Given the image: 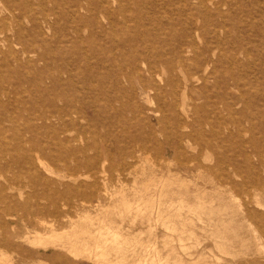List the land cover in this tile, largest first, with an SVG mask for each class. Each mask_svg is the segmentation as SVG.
Wrapping results in <instances>:
<instances>
[{
    "label": "rangeland",
    "instance_id": "374dc122",
    "mask_svg": "<svg viewBox=\"0 0 264 264\" xmlns=\"http://www.w3.org/2000/svg\"><path fill=\"white\" fill-rule=\"evenodd\" d=\"M113 1L108 0V4L111 9L115 10L118 6L117 3L124 0ZM133 1H136L135 4L127 5L123 8L121 14L110 15V18L116 20L120 26L123 25V28L113 27L112 23L109 24L106 18L107 14L102 12L101 9L100 12L99 9H95L93 3H91L94 6H92L94 8L92 12H96L104 19L98 17V23L92 21L90 12L83 4L77 11V18L76 12L74 13V22L71 19L67 20L64 13L60 12V10H66H63L62 7L61 9L56 8V12L62 17L54 19V16L51 15V27L47 28L46 25L42 24L40 29L42 33L38 32L39 35L32 30V23L28 17H21L19 22L24 27L23 35L18 37L15 34L5 43H8L10 51L21 61L26 59L35 60L36 57H50L47 60L48 65L52 62L64 65V63L74 62L72 60L76 57H93L92 59L96 57H136L135 55L143 49L144 45L133 43L134 41H131L132 44L123 43L119 38L121 35L135 33L138 20L146 24L148 32H156L162 35L155 46L158 49L161 46L165 48L160 49L163 51L164 57L172 56L169 52H171L173 46L178 45V36L189 30L193 34L192 39L195 36V39L192 40L195 48H187L188 51L183 55L190 58L203 57L202 61L207 60L209 62L208 68L205 73L198 72V75H200L198 80L193 79L189 82L184 95L181 94L183 90H177L171 96L167 92V87L166 92H163V96L166 100L175 98L174 100L180 102H182V96H185L184 105L188 110L196 109V115L208 119L212 123L221 120L220 122H224L226 127H214L212 134L218 139L212 141L213 147L211 149H204L203 147L200 150L197 146H184L181 152L182 156L180 153L168 154L166 161L173 163L172 165H165V162H162L161 155L155 148L150 146L148 154L157 161L153 171L146 162L135 164L136 159L132 161L135 168H129L130 171L133 169L131 172H134L137 168L135 170L136 174H134L135 172L127 173L129 169L118 172L115 168L109 167L107 161H105L103 170H100V166L92 169H85L82 166L74 167L71 156L67 159L70 168L66 171L63 166L65 158L59 156L56 150L53 152L54 158L49 157V149L44 145L46 140H44V135L41 136L39 141L37 140L40 148L33 147L30 142H22L21 151L15 152L11 149L16 142L15 134L10 130V123L2 119L7 114H15L17 109L23 107V104L19 101L20 98L11 93L8 99L12 101V104L7 107H0V126L4 128L0 131V140L3 146H9L10 148L9 151L0 152V167H2L0 190L14 195L19 191L22 193V197H19L18 200L22 202L23 197L28 194H40L44 189L43 183L30 181L28 177L30 175L27 173L28 164L21 163L22 165L17 166L13 162L14 156L18 153V155L30 157L31 160H35L39 156L45 168L47 167L49 170L45 172L44 168L32 163L30 172L39 174L43 180H45L44 178L50 179L53 182L50 186L55 185L60 191L69 187L75 192L70 197L57 201L60 208L57 215L44 212L38 214V216L29 215L24 217L21 216L23 211L18 210L14 212V223L10 227L5 224L2 226V231L7 230L10 237L11 232L27 235L28 241L31 243L25 242L22 238L16 241L28 249L39 251L38 254H32L31 260H28L25 264H219V262L213 260L212 255L214 254L215 256L222 255V259H225L220 264H232L229 255L222 254L221 251L218 252L214 244V240L217 241L218 238L210 236L212 226L207 225V229H203L205 223H209V219H214V223L218 224L219 220L217 219L220 218L230 223L229 228L223 234L233 238L236 244L234 249L240 252L234 259L255 257L256 253H253V255H250V253L256 252V247H261L264 250V229L257 227L258 223L256 221H252L244 215V202H246L247 194L252 199L253 197L259 199L264 204V0H205L206 10L202 9L203 11L199 8V4L195 3L196 0H181L182 2L180 0ZM30 2L38 10L44 8L47 11L53 6L50 0H30ZM184 2H187L186 7H184ZM37 4L40 6H37ZM16 13L17 11L14 15H17ZM126 27H129L128 31ZM5 32L8 35L11 34V31L8 33L6 30ZM195 32L196 34H194ZM0 34L5 33L1 32ZM7 50L8 47L0 50V88L11 89L12 82L9 81V76L15 78L17 74L12 72L16 66L13 60L9 58L11 56H6L8 54ZM3 60H6L9 66H6ZM121 60L123 68L119 72H126L124 59ZM94 63L96 64V61ZM105 65L109 70L107 71L109 94L114 93L113 95L116 94V96H122V98L119 99L120 101H114L113 108L105 109V111L108 110L106 115L109 117V121H103V116L99 119H92V113L87 110L84 116L79 118L80 121L74 117L72 124L68 122L67 126L71 129L67 131L69 133H66L70 140L69 144L86 151L84 154L82 152L77 153L76 157L79 159L97 155L102 161L106 156V150L101 144H103L104 139L106 142H111L109 137H105V132L108 130L114 129L117 132L122 145L124 141L135 136H149L158 127L156 125V110L159 102L156 98V92L148 90L144 95L135 93L134 96L130 97V87L134 86V91H137V74H133L131 82L125 79L115 82L112 74L120 66L114 67V64L110 63ZM41 67L42 62L38 61L36 68ZM161 71H163L164 74L162 75L165 78L167 75L166 69H161ZM176 75L179 77L177 73L173 72L175 78ZM24 87H26V84H24ZM21 96L23 100H29L27 95L21 94ZM6 99L7 97L0 93V101ZM113 113L114 117H112ZM86 126L93 128L95 133L89 134L84 131ZM205 127L206 130H210L208 125H205ZM126 130L128 131L124 132ZM76 134H78V137ZM221 137H223V141H220ZM256 150L260 151L263 156L262 166L254 154ZM246 157L247 159H245ZM218 158L225 159V163L222 162L216 165L217 160L215 161V159ZM118 159L116 154L112 158L114 162ZM159 160L160 162H158ZM184 164H186V168H184ZM143 165L146 167L145 170L147 169L145 172L148 176L142 180L143 182L138 181L140 184H134L132 182L133 177L137 174L141 176L140 172ZM167 167H170L171 171ZM209 167L214 169V173L226 174L227 177H224L223 180L218 179L215 174L208 170ZM165 168H167L166 171ZM190 170L191 172H189ZM64 172L76 173L73 176L75 180L67 176L63 177ZM15 175H19V177L14 178ZM149 175L154 177V182H149ZM166 176L178 180L179 183H168L161 187L155 182L160 178H166ZM183 177H186V181ZM91 180L97 182L95 189H89L86 186ZM180 182L183 185H179ZM233 184H235L234 187ZM196 185L207 193L196 197ZM146 187L148 188L145 189ZM134 188L139 194L134 195L131 192ZM153 188L157 190L155 191ZM96 190L100 193L99 197L94 192ZM146 190L149 191L146 193ZM157 191L161 193L163 191L160 197L150 198L147 196ZM111 195L112 199H110ZM139 197L147 201L152 199L150 204L156 203L157 205L160 201L162 204H158L161 205L162 217L158 218L159 216H156V214L151 215V205L149 204L146 209L138 212L134 211ZM210 200H212V209L209 208ZM37 204L45 206L48 205V201L41 197L35 200L33 197L29 205L35 207ZM129 206L130 208H128ZM248 206L256 207L254 202L249 203ZM143 207L144 205L141 206V208ZM0 211L8 213L10 209L0 201ZM85 215L89 218L84 219ZM102 222L118 227L117 232L120 240L125 241L122 245L120 244L125 248L119 254L120 260L115 259L112 253L108 256L97 257L94 254L97 250H92V255L88 257L86 251L81 249H78L75 255L74 252L56 249L50 243L43 245L31 241L38 232L37 235L47 232V228L44 227L49 225L55 228L57 233L64 235L72 233L74 224H78L76 230H74L76 232L81 228L94 230ZM24 224L29 226L28 230L24 228ZM80 224L85 227H80ZM13 225H15V228H13ZM166 225L174 226L173 230L166 228ZM1 254L8 257L13 255V263L21 264L18 253H14L13 250H9L2 245H0ZM256 257L264 263V251H261ZM102 259L105 260L102 261Z\"/></svg>",
    "mask_w": 264,
    "mask_h": 264
},
{
    "label": "bare ground",
    "instance_id": "6f19581e",
    "mask_svg": "<svg viewBox=\"0 0 264 264\" xmlns=\"http://www.w3.org/2000/svg\"><path fill=\"white\" fill-rule=\"evenodd\" d=\"M50 1L53 3V6L51 7V9L46 11L44 8H41L40 10L35 9V7L32 6L30 0H0V33L1 32L5 33L3 35L0 34V50L1 48L8 47V50H7L8 54L6 56H11L9 58L13 60V63L16 66L14 69L12 68L13 70L12 69L11 70L12 72L17 74L15 78L9 76V81L12 82L11 89H7L4 87L0 88V93L7 97L5 101H0V107H7L12 104V101L8 99L11 93L13 95H17L16 97L17 98L19 97L20 98L19 101L23 104V107H20L19 109H17V111H15V114L14 113L7 114L2 119L10 123L9 124L10 130H12V132H14L15 134L16 142H15V145L12 146L11 148L13 151L14 150L15 152L21 151L22 142H30L33 147L40 148L37 140L39 141L41 136L44 135V140L46 139L44 145L45 147L49 149V157L53 159L54 158L53 152L54 150H56L59 156H61L62 158H65L63 166H64V169H66V171H68L70 168V164L69 162H67V159L69 156H71L74 161V167L82 166L85 169L86 168L92 169L95 167L99 168L100 166L101 168L100 170H103L102 168L104 167L106 163L105 161H107L109 167L115 168L118 172H124L126 169H129V168L131 169V167L132 168L134 167L132 163L133 159H136L135 164L137 162H140V163L146 162L149 168H152V171H153L154 166L157 165L156 164L157 161L153 159L154 157L148 154V150L150 146L155 148L157 152L161 155V157L163 158L162 162H165V165L173 164V163L166 161L167 155L170 153H175V154L180 153L181 155V152L184 146H189V147L197 146L200 148V150L203 149V147L204 149L205 148L211 149V147H213L212 141L218 138L216 136H213L212 130L214 129V127L224 128L226 127V124L224 122H220L221 120H216V123L218 124H216L215 122L212 123V121H209L208 119H205V118H202L196 115V111H197L196 109L188 110L184 105L185 96H182L183 97L182 102H180L179 100L178 101L174 100L175 98L166 100L163 96V92H166L167 87H168L167 92L171 96H173L174 93L177 92V90H181V91L183 90L181 94L184 95L185 90H187L189 82H191L193 79L198 80V78H200V75H198V72L201 71L202 73H205L208 68L209 62L207 60L202 61L204 59L203 57L195 56V57L190 58V57H184L183 55V53L188 51L187 48L188 49L195 48V45L192 41L193 39H195L194 38L195 36L192 39L191 36L193 34L191 31L187 30L184 34L178 36L177 38L178 39L177 41L179 42L178 45L173 46L171 49V52H169L172 54L171 57L163 56V51L160 50L162 46L160 49H158L157 46H155V44H157L158 40L161 38L162 35L156 32H148L146 24L138 20L137 26L135 28L136 30L135 33L121 35L119 38V40H121V42L123 43L132 44L131 41H134L133 43L135 42L138 44L142 43L144 45L143 49L137 55H135L136 57H96L95 59H92L93 57H79V58L76 57L74 60H72L74 62H71L68 64L64 63V65L58 62H54V63L52 62L50 63V65H48L47 60L50 57H36L35 60L26 59L25 61H21L20 59L15 57L13 53L10 51L8 43H5L11 38V36H14L15 34L18 37L23 35L24 27L19 22L21 17L27 16L28 19L32 23V30L39 35L38 32H40V34L42 33L40 30L42 24L46 25L47 28L51 27V19H50L51 15L54 16V19H58L62 17L60 14L56 12V8L61 9L62 7L63 10H66V11L60 10V12L64 13L65 18L67 20L71 19V21L74 22V19H75L74 13L76 12V18H77L78 9L81 8L83 4H85L86 9L90 12V18L92 21H96V23H98L97 18L98 17L101 18V16L98 15L96 12H92L94 9L93 7L95 6V9L96 8L97 10L99 9L98 10L99 12L101 9L102 12L107 14L106 18L108 19L109 24L112 23L113 27L123 28L124 26L123 25L120 26L116 20L110 18V15H116L117 13L121 14V11L123 10V8H125L127 5H130V4L134 5L136 2L133 0H124L120 3H117L118 4L117 8L113 10L111 9V6L108 4V0H50ZM196 2L199 4V8L201 10L206 8L205 0H196L195 3ZM91 3H93L94 6L91 5ZM186 3L187 2H184V7H186ZM37 6H40V5L37 4ZM196 8H197V5H196ZM218 8H219V5H218ZM15 11H17L16 13L17 15H14ZM101 19H104V17ZM70 27H71V24H70ZM6 30L8 31V33L9 31H11V34L8 35L5 32ZM128 30H129V27L127 28V31ZM194 34H196V32ZM162 49H165V48L163 47ZM0 54H1V51H0ZM3 56L5 55L3 54ZM121 59H124V66L126 67V70H127L126 72H123V71L119 72L120 69L123 68L120 62L122 61ZM38 61L42 62V67L39 69L36 68ZM93 61L94 62L96 61V64ZM3 62L5 63L6 66H9V63L6 60H3ZM106 63L114 64L113 65L114 67L120 66L118 70L112 74L114 75L113 79H115L114 80L115 82H118L120 79L129 80L131 82L133 78V74L134 73L137 74V77H138L137 91H134V88H133L134 86L132 85L133 87H130L131 88L130 97L134 96L135 93H137L138 95H144L147 93L148 90H151V91L153 90L154 92H156L157 94L156 98L159 102V106L156 110V114H157V117H156L157 124L156 125H158V127L156 131L155 130L152 131L153 133L151 135L143 136V137L135 136L134 138H131L130 140L124 141L122 145L118 138L117 132L114 129L108 130L107 132H105V137L106 136L109 137L111 139V142H106L104 139V141L102 142L103 144H101L106 150L105 158H103V160L100 161L99 156L93 155V156H86L82 159H79L76 157L77 153L82 152V154H84L86 151L85 149L84 150L79 149L69 144L70 140L66 133H69L67 131L71 129H69V127L67 126L68 122L72 124L74 117L78 119L80 117L82 118L84 114L87 112V110H89L92 113L93 115L92 119H95V118L99 119L103 116V121H106V120L109 121L110 119L106 115L108 110L105 111V109L113 108L112 106L114 104V101H118L120 98H122V96L118 97L116 96V94L113 95L114 93L112 95L109 94V83L107 81V71L109 70L107 69L105 65ZM161 69L162 70L166 69L165 72L167 75L165 78L162 75L164 73L163 71H161ZM173 72L177 73L179 77H177L176 75V78H175L173 76ZM24 84H26V87H24ZM149 93H152V92H149ZM21 94L27 95L29 100L28 101L23 100ZM176 98L178 97L176 96ZM137 105H134V106H137ZM138 112L140 113L139 108H138ZM114 113L112 114V117L115 116ZM205 125H208L210 130H206ZM2 129L4 128L0 126V131H2ZM84 131L88 132L89 134L95 133L93 128H90L87 126L84 127ZM127 131L128 130L124 132H127ZM222 134H223V131H222ZM76 135L78 137V134ZM230 136H232L231 133H230ZM223 140H224L223 137H221L220 141H223ZM9 149H10L9 146H3L0 140V152L2 153L4 150L9 151ZM115 154L116 156H118L119 159L114 162L112 158ZM254 154L256 155L259 164L262 166L263 156L261 155L260 151L256 150ZM222 159L221 158L215 159V161L217 160L215 164L218 165L219 163H222V162L225 163L224 161L225 159L223 160ZM245 159H247V157ZM35 160L34 159L31 160V158L26 157V155L25 156L18 155V153L13 158V162L17 166L21 163L22 164L26 163L29 165L28 167L29 169L27 168V173L30 175L28 176L30 181L34 180L36 182L43 183L44 189L40 194H28L26 197H23V201L21 202L18 200L19 197L20 198L22 197V193H20L19 191H17V193H15L16 195H14L13 193L8 194L7 192L0 190V201L3 202L5 205H7V207L10 209L8 213L0 211V245L8 248L9 250L10 249L13 250L14 253L15 252L18 253V255L20 256L19 261L21 264L27 263L28 260H31L32 254L34 253L38 254L39 251L38 250L33 251L31 249H28L16 241L21 238L25 242L28 241L29 238L27 235H23L17 232L16 233L11 232L10 234L11 237H10L8 235L7 230L2 231L3 229L2 226L5 224L6 226L10 227V225H12V223H14V220H15L14 212H17L18 210L23 211L21 216H24V217L29 216V215L38 216V214H42L44 212L50 215H55V214L57 215L60 212V208L58 207L57 201H59L60 199H65L75 194L74 190H71L69 187L66 190L60 191L57 188V186L55 185L50 186L51 183H53L50 179L44 178L45 180H43V178H41L39 174H36L35 172L33 173L30 172L32 163L44 168L45 172L46 170H49L47 167L45 168L44 163L39 158V156L35 158ZM160 160L158 162H160ZM182 165H179V166H182ZM144 166L145 165H143V168L140 172L141 176H138L139 174L134 175L133 177L134 179L132 181L134 184H138L139 183L138 181H142L144 180L145 177L148 176L145 172L147 171V169L145 170L146 167ZM237 166L238 165L236 164V167ZM186 167H187L186 164H184V168ZM1 168L2 167H0V172H1ZM167 168H165V171ZM130 169L128 170L129 172L127 173L135 172L134 174H136L135 170L137 168L134 170V172H131L133 169L131 171ZM168 169L170 170V167ZM106 170H108V168H106ZM208 170L211 173L215 174V176L220 180H223L224 177L225 178L227 177L226 174L220 175L218 173L217 174L214 173L213 172L214 169L211 167H209ZM189 172H191V170ZM101 173L103 174L104 172H101ZM75 174L73 172H70V173L66 172L63 175V177L67 176V177H70V179L75 180L73 179V176ZM178 175H179V172H178ZM18 177L19 175L14 176V178H18ZM149 177H150L149 182L150 183L154 182V177L151 175H149ZM185 179L186 177L184 178V180ZM155 182H157L159 186L161 185V187H163L162 185H166L168 183L169 184L179 183L178 180L173 179V178H167V176L166 178H160L158 179V181H155ZM55 183L58 184L57 181H55ZM96 183L95 181L92 182L91 180V182L88 183L86 186L89 189L90 188L95 189ZM179 185H183L182 182H180ZM234 186L235 184H233V187ZM147 188L148 187H146L145 189ZM136 189L134 188L131 191L134 195L139 194V192H137ZM156 190L157 189H155V191ZM147 191L149 190H146V193ZM94 192L97 193V194L95 193L97 197L100 196V193L97 192V190ZM162 193L157 191L155 193H150L147 196L150 198H154V196L160 197ZM206 193L207 192L204 189L201 190V188L198 185H196V188H195L196 197H200V195L203 196ZM33 197L35 200H37L40 197L44 198L45 200L48 201V205L44 206V205L37 204L35 207H31L29 203L31 202ZM110 199H112V195L110 196ZM150 200L147 201V200H144V198L139 197L138 200L136 201L134 211L138 212L143 209H146V207H148L147 205L149 204L151 205L150 214L151 215L156 214V216L157 215L159 216L158 218L162 217L161 215L162 210L160 208L161 205L158 204L161 202L158 201L156 205V203L153 201L155 204H150L151 203ZM245 201L246 202H244V215L250 220L256 221L258 223L257 227H259L260 229H264V204L259 199H255L254 197L252 199L250 196H248V194H247V198ZM211 202L212 200L209 201L210 209H212ZM253 202L256 205V207H249L248 204L253 203ZM142 205H144L143 208H141ZM128 208H130V206ZM83 218L87 219L89 217L85 215V217ZM217 220H219L218 224L214 223L215 222L214 219H209V223L204 222L205 225L203 229H207L206 227L207 225L212 226L213 229L211 230L210 236H213V237L216 236L218 238L217 241L216 239L214 240V244L216 245L218 252L221 251L222 254L225 253L226 255H229L230 260H232L231 261L232 264H264L261 261H259L256 257L258 254L261 253V251H264L261 247H256L255 249L256 252L250 253V255H253V253L254 254L256 253L255 257H249L246 259L241 258L238 260L234 259V257L238 255L240 252L234 249L236 244H235V241H233V238L227 237L226 235L223 234V232H226V230L229 228L228 226L230 223L226 222V220L222 218L217 219ZM14 226L15 225H13V228H15ZM77 226L78 224H74L72 226L73 227L72 229L76 230ZM79 226L83 227L84 225L82 226L80 224ZM28 227H29L28 225L24 224V228H26V230H28L27 229ZM149 227H151V225H149ZM165 227L173 230L174 226L171 227L169 225H166ZM44 228H47V232H44L39 235H37L39 232L37 234L35 233L36 237L31 240L32 243L43 244V245L50 243L56 249H62V250L64 249V251L67 250L69 252H74L73 254L75 255H76L75 252H77L78 249H81L82 251H86L88 257L92 255L93 253L92 250H97L96 253H94L95 256L97 257H101L102 255L108 256L110 253H112L115 256V259H119V260L121 259L119 256L120 252L125 249L124 247L120 246V244L122 245L125 241L120 240L119 233L117 232L118 227H115L112 224L108 225L102 222V224L101 225L99 224L98 227L94 230H87L86 228H81L79 231L74 232L73 230L72 233L64 234V235H60L59 233H57V230L55 228H52L51 225H49L48 227H44ZM256 229L260 230L258 228ZM55 255L57 256V253ZM58 257L60 256L58 255ZM212 257H213V260L219 262V264L221 263V261L223 262V260H225V259H222L223 257L222 255L215 256L214 254L212 255ZM103 260L105 259H102V261ZM13 262H14L13 255L9 257L4 254L0 255V264H14Z\"/></svg>",
    "mask_w": 264,
    "mask_h": 264
}]
</instances>
